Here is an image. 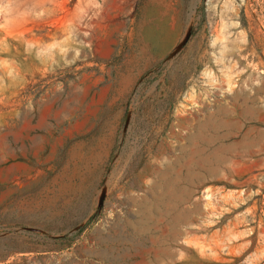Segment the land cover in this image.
Instances as JSON below:
<instances>
[{
  "label": "rangeland",
  "instance_id": "rangeland-1",
  "mask_svg": "<svg viewBox=\"0 0 264 264\" xmlns=\"http://www.w3.org/2000/svg\"><path fill=\"white\" fill-rule=\"evenodd\" d=\"M0 264H264V0H0Z\"/></svg>",
  "mask_w": 264,
  "mask_h": 264
},
{
  "label": "crops",
  "instance_id": "crops-1",
  "mask_svg": "<svg viewBox=\"0 0 264 264\" xmlns=\"http://www.w3.org/2000/svg\"><path fill=\"white\" fill-rule=\"evenodd\" d=\"M158 40H159V38L155 37L154 35L151 36V39H149V41L153 42V43L157 42Z\"/></svg>",
  "mask_w": 264,
  "mask_h": 264
}]
</instances>
